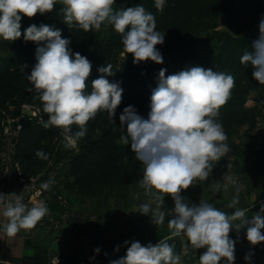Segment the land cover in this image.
<instances>
[{"label":"clouds","instance_id":"clouds-1","mask_svg":"<svg viewBox=\"0 0 264 264\" xmlns=\"http://www.w3.org/2000/svg\"><path fill=\"white\" fill-rule=\"evenodd\" d=\"M64 6L61 11L66 25L77 24L85 32L99 31L102 25H111L120 34L124 52L133 56V63L152 61L163 63L157 45L164 43L165 33L156 30L155 16L146 12L142 5L114 10L116 0H0V39L14 42L23 36L24 41L34 42L36 63L27 75L32 90L37 94L48 115L45 129L61 130L64 146L74 149L78 140L87 134V124L98 113L107 112L115 123L116 109L122 102L123 89L119 82H110L114 75L112 65L97 69L98 78L88 80L92 71L91 61L79 52H73L70 40L62 37V31L47 24H32L21 31L23 17L34 18L37 14L51 13L57 3ZM155 8L163 11L165 0H155ZM259 37L252 42V51L240 58L242 65L250 64L252 77L264 85V17L260 19ZM27 65H24V68ZM161 69L158 84L152 90L150 111L144 118L131 105L119 116L120 125L126 134L120 143L130 145L136 160L143 165L139 186L145 196L156 204L140 205L139 213L151 217L155 225H162L168 213L161 210L165 197L174 201L168 227L173 237L187 238L192 249H206L199 256V264H234L236 241L230 237L235 230L246 229L247 241L255 246L264 242V203L259 211L249 217L248 209H239L238 195L226 205L234 209L231 214L211 203L201 200L189 205L181 193L196 184L206 181L219 162L230 151L228 137L223 125L217 120L219 109L231 99L235 78L224 72L201 66L188 67L177 73L166 75ZM73 126L77 131L73 132ZM36 158L48 160L42 149L34 153ZM53 180L41 184L48 191ZM236 186L239 193L242 185L227 177L228 185ZM221 185H214L219 190ZM45 202L33 203L31 207L23 197L12 193H0V216L4 218L0 239L15 237L21 230H32L49 214ZM128 244V241L124 242ZM99 252L100 249L94 250ZM116 251H119L117 246ZM188 247L184 248L187 254ZM244 259L250 260L251 253ZM58 264V260H57ZM110 264H182L181 256L174 246L161 239L155 245L146 246L139 241L131 242L126 254Z\"/></svg>","mask_w":264,"mask_h":264},{"label":"rangeland","instance_id":"rangeland-1","mask_svg":"<svg viewBox=\"0 0 264 264\" xmlns=\"http://www.w3.org/2000/svg\"><path fill=\"white\" fill-rule=\"evenodd\" d=\"M167 1L168 0H165V5L168 3ZM245 2L250 5L249 0H230L228 2L224 1L223 3H221V0H185V4L182 3L181 6L186 13L191 15V19H193L191 20V24H186L184 29L180 28L179 30H167L163 28L157 30L161 33H165L164 43L162 45H157L158 50L162 54L163 63L157 64L149 60L139 64H134L133 56L125 53L122 42L117 41L121 47L115 50H110L111 58L109 59L113 60L115 63V66L112 67V72H119V70H121V64L126 66L130 65L132 67L144 65L143 68L145 70L137 71L134 75L117 81L116 79L113 81L115 74L107 77V79H109L110 82L120 83V86L123 89L122 101L127 99L136 100V97L142 95L143 87H146L147 85L146 81H144L146 80L145 78L152 75L146 68L161 69L163 65H167L173 60V62L180 63V59H184L185 55L191 52V56L201 58L208 56L213 57L210 60V66L216 67L217 61L220 58L221 60H224L223 62L225 66L229 67V71L233 73L234 66L232 67L230 65V53L238 48L235 46L227 47L225 40H232L233 42H236L245 39H257L255 35L259 33L258 25L260 19L264 17V0H254V3L251 5V14L245 21V25L241 28L235 29L228 27L226 21H222V18L225 16L224 13H226V15H232V13L246 10L247 5L245 6ZM58 4L61 9L64 7L62 3L58 2ZM136 5H142L146 12L153 14L155 17H164V15L159 14V11L154 12L155 10L153 8H155V0H152L151 4L149 3V0H116V4L113 5V8L114 10H119L120 8H127ZM219 9L221 10L218 11ZM59 15L60 17L57 18V21H61L59 29L66 33L69 31L70 25H66L63 22L64 16L62 11H59ZM171 20L176 26L183 22L181 19H178L175 22L173 18H171ZM195 23L197 24V27ZM32 24L40 26L41 24H47V20L40 14H37L34 18L21 22V31L23 32L24 29ZM95 32V41L96 43H99L100 46L108 47L110 43H114L113 35L116 31L111 25H102L101 29L99 31L95 30ZM20 40H24L23 36H21ZM1 42L9 41L0 39V43ZM240 46L241 48L243 47L242 45H239V49H241ZM8 51L5 50L4 52H0V57L6 56ZM10 53L11 56L16 54L14 51ZM178 69L184 70L185 67H182L181 65ZM217 71H221V69L219 68ZM124 74L125 71L122 73L120 72L119 75ZM229 75H231V73H229ZM133 80L142 81V83L146 85H143L140 88L138 86L137 88L133 86L130 87L129 89H131L130 91L132 93L127 96V92H124V89L131 85ZM156 86L151 85L152 89ZM151 94L152 91L145 99V104H129L133 106L144 118H147L148 112L150 111V108H147V104L151 103ZM255 106L256 92L251 91L246 97L245 107L253 110ZM123 109L124 108H121L119 112H116L114 117L116 134L112 143L115 148L126 152V154L129 155L130 177L128 178V198L117 201L115 198L109 197L107 194L98 198H86L81 194L68 192L63 185V174L67 169L68 162L65 159H61L58 154L53 155L48 166L39 175L26 180L18 178V172L16 171V166L14 165L12 159V151L19 125L18 119L12 120L9 116L4 117V130L0 133V184L13 182L15 186H17V184L22 187L26 186L25 188H20V196L23 197V202L25 204L28 202L26 201L27 194H29L30 201L33 200L35 201L34 203L39 201L46 203L47 201V206L49 204L48 199L50 200L48 196L54 195L57 196L56 199L58 204L66 206L69 205L72 208L71 210H73V213H76L77 215L80 213L88 215L87 223L91 225L93 233H87L86 235V233H84L81 229H76V223L70 220L71 216L67 213V211L60 208L62 211L59 213L60 217L68 219V226L73 229L69 235L76 240L75 242L80 244L86 243L88 246L92 247L93 261L90 264H110L112 260L119 259L125 255L123 251L130 246L131 242L139 241L142 245L146 246L149 243L155 245L161 239H167V242L174 246V251L181 256L182 264H185L184 248L186 238L183 236L173 237L171 235V229L168 227V220L172 218L171 209L174 208V201L171 197H165L164 204L161 206V210L168 213L162 225L153 224L150 216L142 215L138 212L140 205L144 203L151 204L152 208H155L156 204L152 202L150 197L145 196V190L139 186V180L143 175V165L136 160L135 154L131 151L130 145L120 143V136L126 134V129L120 125L119 121V116ZM18 114L19 116L37 118L39 121H41L42 118L48 119L47 114L43 116L38 109L28 106H20ZM255 115L256 125H264V111L260 113L255 112ZM252 136L253 131L247 139L239 136L237 137V141L247 144L252 149L264 148V146L256 147V143L252 141ZM60 144L62 147H65L64 139L60 142ZM79 145L80 141L78 140L77 146L74 148L76 151H78ZM233 158L240 157L230 156L224 160L221 159L215 164L213 171L209 176L211 181L217 168L225 166L226 163H229ZM50 179L54 181L50 190H42L40 187L41 184ZM197 181L195 185L183 191L181 195L185 198H191L195 192V188L197 189L198 187ZM22 189H24L23 192ZM193 200L194 199H186L185 202L192 205ZM31 204H33L32 201ZM31 204H29V207L32 206ZM78 219H81L79 215ZM76 221L78 222L77 219ZM47 223L54 229L55 221L50 219L49 221L47 220ZM125 241H128L129 243L125 244ZM117 246H119V251H116ZM97 248L100 249L98 253L94 251ZM60 252L61 254L58 253V255L51 258L50 264H57V260L58 264H61L62 262L63 264H71L65 263L64 261L67 260L68 262H72L74 260L73 257L69 259L70 256H68L65 249ZM64 258L65 260H63Z\"/></svg>","mask_w":264,"mask_h":264},{"label":"trees","instance_id":"trees-1","mask_svg":"<svg viewBox=\"0 0 264 264\" xmlns=\"http://www.w3.org/2000/svg\"><path fill=\"white\" fill-rule=\"evenodd\" d=\"M228 2L230 0H221ZM163 11H159L164 17H155L156 30H179L184 29L186 24H191V15L182 9V3L185 0H168ZM250 5L245 2L246 10L226 15L222 21H226L227 26L231 28H241L245 25V21L251 14V5L254 0H249ZM152 3V0H149ZM155 7V6H154ZM151 8V7H150ZM157 12L156 8H153ZM219 9L218 11H220ZM224 10V9H223ZM60 5L57 3L51 13L41 15L47 20V25L59 29L61 21H57L60 17ZM228 13V12H227ZM63 14V13H62ZM174 22L178 19L183 22L176 26ZM28 17H23L21 22L28 20ZM196 27L197 24L195 23ZM96 32L91 30L85 32L77 24L70 25L68 32L62 31V37L70 40V49L75 53L87 57L92 63V71L88 80V89L91 91V81L98 78L99 72L97 69L101 66L111 64L115 66L113 60H110V50L120 48L121 36L117 32L113 35L114 43H110L108 47L100 46L95 41ZM259 37V33L255 35ZM256 39V38H255ZM254 39V40H255ZM254 40L245 39L242 41L233 42L225 40L226 46H235V49L230 53V65L234 66L233 73L226 67L224 60L217 61V66H210V60L213 58L191 56V53L185 55L184 59H180V63L171 61L167 65H163L161 69H166V75L174 74L179 71V67L201 66L204 68H212L214 71L221 69L226 74L231 73L235 78V87L231 93V99L226 105L219 109L217 120L223 125L224 131L227 134V141L230 151L222 159L230 156L244 157L251 154L254 157V168L258 175L264 174V148L252 149L247 144L237 141V137L241 136L247 139L250 133L256 126L255 112L264 111V85H260L252 77L253 67L242 65L240 58L245 52L252 51V42ZM239 45L243 47L239 49ZM38 45L34 42H26L24 40H15L14 42H1L0 52L9 50L6 56L0 57V133L4 130V117L9 116L12 120L18 119L19 129L13 144L12 159L18 167L17 177L23 180L33 178L39 175L50 163L53 155L58 154L61 159L67 160V169L63 174L64 188L73 194H81L86 198H98L103 195L115 198L121 201L129 197L128 178L130 177L129 155L126 152L120 151L113 146V138L116 134L112 122L107 112H100L97 116L90 120L87 124V134L80 139L78 151L75 149H67L62 147L60 142L63 140L60 129L50 127L45 129L42 126V121L46 122V118L41 121L37 118L28 116H19L20 106H28L38 109L43 116V106L38 99L37 94L32 90V85L27 79L32 67L36 63L35 50ZM16 52L15 55H10V52ZM220 57V56H218ZM175 59V58H174ZM105 61V63H104ZM215 64V62H214ZM24 65L27 67L24 68ZM142 66L132 67L130 65L121 64L119 72L114 74L113 81L116 79H125L134 75L137 71L145 70ZM152 75L145 78L146 84L139 80H133L132 84L124 89L127 96L132 93L130 87L137 86L140 88L143 85L142 95L136 97V100L127 99L122 101L116 109L119 112L121 108L129 106V104H145L146 98L150 95L152 86L158 84V75L161 69H148ZM184 69V70H185ZM113 70V69H112ZM125 71L124 75H119ZM150 83V85H149ZM251 91L256 92V106L254 109L245 107L246 97ZM145 95V96H143ZM129 100V101H128ZM151 102V100H150ZM150 108V103L147 104ZM76 126H73V132L77 131ZM37 149H42L48 154V160L36 158L34 153ZM1 162V161H0Z\"/></svg>","mask_w":264,"mask_h":264},{"label":"crops","instance_id":"crops-1","mask_svg":"<svg viewBox=\"0 0 264 264\" xmlns=\"http://www.w3.org/2000/svg\"><path fill=\"white\" fill-rule=\"evenodd\" d=\"M252 141L256 143V147L264 146V125L255 126ZM227 177L235 178L237 186H243L239 193L236 192V186L231 184L228 185L227 190L224 189ZM197 183L198 187L197 189L195 188L192 197H186L187 200L194 199L193 204H199L203 200L231 214L234 212V209H228L226 205L232 201L234 196L238 195L239 203L235 207L248 209V215L251 217L253 213L259 211L261 204L264 203V174L258 175L256 173L254 157L251 154H247L243 158H233L225 166L217 168L212 176V181L209 177L206 181H197ZM217 183L221 185L218 191L214 190V185ZM21 187L19 184L15 186L13 182L3 183L0 184V193L5 195L18 193L20 195ZM25 187L23 186L22 188ZM26 196V201H28L26 204H31V201L35 202L29 200V194ZM56 197L54 195L48 196L50 198V200L48 199L49 214L34 229L28 231L21 230L13 238L3 236L0 239V264H50L51 258L58 255V253L61 254L60 251L64 249L68 256H70L69 259L71 257L74 259L72 262L66 260L64 261L65 263L90 264L93 261L92 247L86 243L80 244L75 242L76 240L69 235L73 229L68 226V219L60 217L59 213L62 211L60 208L67 211L71 216L70 220L76 223V229H81L86 235L87 233H93L91 225L87 223L88 215L80 213L78 215L81 219H78V215L73 213L72 208L69 205L58 204ZM50 219L55 221L54 229L47 223V220L49 221ZM3 223L4 218L0 216V229H2ZM230 237L236 241L234 264H264V242L252 246L247 241L246 229H242L239 233L233 230L230 233ZM185 247H188V252L185 254V264H199V256L206 249H192L187 238ZM249 253H251V259L246 261L244 257ZM221 264H224V261Z\"/></svg>","mask_w":264,"mask_h":264},{"label":"built area","instance_id":"built-area-1","mask_svg":"<svg viewBox=\"0 0 264 264\" xmlns=\"http://www.w3.org/2000/svg\"><path fill=\"white\" fill-rule=\"evenodd\" d=\"M14 165L16 166V171L18 172V167H17V165L14 163Z\"/></svg>","mask_w":264,"mask_h":264},{"label":"water","instance_id":"water-1","mask_svg":"<svg viewBox=\"0 0 264 264\" xmlns=\"http://www.w3.org/2000/svg\"><path fill=\"white\" fill-rule=\"evenodd\" d=\"M126 251H127V249H124V251H123V252H124V254H126Z\"/></svg>","mask_w":264,"mask_h":264}]
</instances>
